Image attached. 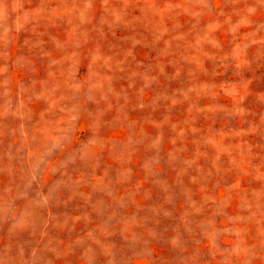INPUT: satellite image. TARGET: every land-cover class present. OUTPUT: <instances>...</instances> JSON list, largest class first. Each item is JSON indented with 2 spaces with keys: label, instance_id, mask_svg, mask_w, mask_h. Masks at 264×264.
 Listing matches in <instances>:
<instances>
[{
  "label": "rangeland",
  "instance_id": "1",
  "mask_svg": "<svg viewBox=\"0 0 264 264\" xmlns=\"http://www.w3.org/2000/svg\"><path fill=\"white\" fill-rule=\"evenodd\" d=\"M0 264H264V0H0Z\"/></svg>",
  "mask_w": 264,
  "mask_h": 264
}]
</instances>
